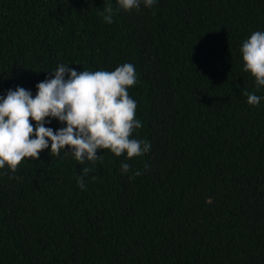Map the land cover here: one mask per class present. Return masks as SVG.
Wrapping results in <instances>:
<instances>
[{
    "label": "trees",
    "instance_id": "trees-1",
    "mask_svg": "<svg viewBox=\"0 0 264 264\" xmlns=\"http://www.w3.org/2000/svg\"><path fill=\"white\" fill-rule=\"evenodd\" d=\"M111 2L108 24L106 0H0V96L35 97L61 64L130 63L131 138L151 145L128 173L107 150L94 165L45 149L0 169V264H264V86L240 53L264 32V0Z\"/></svg>",
    "mask_w": 264,
    "mask_h": 264
},
{
    "label": "clouds",
    "instance_id": "clouds-1",
    "mask_svg": "<svg viewBox=\"0 0 264 264\" xmlns=\"http://www.w3.org/2000/svg\"><path fill=\"white\" fill-rule=\"evenodd\" d=\"M143 3L151 7L156 0H116L117 10L128 12ZM113 4L106 0L101 15L104 22L113 21ZM243 71L264 86V32L255 31L240 48ZM50 79L36 85L35 97L29 90L17 87L0 96V169L15 173L26 158L37 160L41 151L59 156L62 150L84 165H94L102 157L98 150H107L115 157L126 154L120 166L122 173L130 171L127 162L143 156L151 145L133 139L134 130L142 127L136 119L137 102L128 89L137 83L133 64L125 63L114 71H80L59 65ZM247 103L256 106L261 97L243 93ZM56 120L64 127L53 130L46 123ZM93 171L83 167L77 184L85 188L84 177ZM136 171L130 179L139 176ZM95 179V177H92Z\"/></svg>",
    "mask_w": 264,
    "mask_h": 264
}]
</instances>
